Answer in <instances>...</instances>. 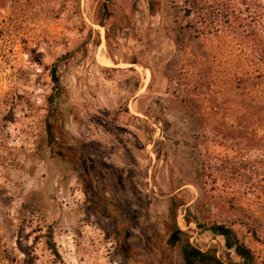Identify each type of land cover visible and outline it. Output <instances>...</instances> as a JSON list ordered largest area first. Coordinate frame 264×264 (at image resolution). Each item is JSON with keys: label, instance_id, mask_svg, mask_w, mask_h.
<instances>
[{"label": "rangeland", "instance_id": "obj_1", "mask_svg": "<svg viewBox=\"0 0 264 264\" xmlns=\"http://www.w3.org/2000/svg\"><path fill=\"white\" fill-rule=\"evenodd\" d=\"M186 14L0 0V264H185V241L242 264L214 225L264 264V73L222 21L178 35Z\"/></svg>", "mask_w": 264, "mask_h": 264}, {"label": "trees", "instance_id": "obj_2", "mask_svg": "<svg viewBox=\"0 0 264 264\" xmlns=\"http://www.w3.org/2000/svg\"><path fill=\"white\" fill-rule=\"evenodd\" d=\"M188 22L179 26L177 31L181 36L202 37L209 32L203 24L206 21L214 24L216 21L226 23L229 35L239 40L247 38L251 42L253 60L251 65L261 74L264 73V2L262 0H182ZM151 9V8H150ZM211 9L209 15L203 11ZM57 65L51 68V77L55 83ZM257 125L264 127V104L257 106ZM198 227L199 224L196 222ZM215 234L224 238L225 247L233 252L242 264H255L252 252L241 243L232 230L224 225H214L210 228ZM181 234L179 230L175 234ZM170 243H172L170 239ZM180 251L185 264H221L215 253L203 254L192 248L187 241L180 244Z\"/></svg>", "mask_w": 264, "mask_h": 264}]
</instances>
